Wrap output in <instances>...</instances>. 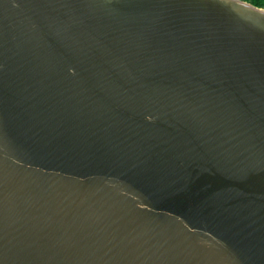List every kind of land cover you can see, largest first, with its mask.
<instances>
[{
	"label": "water",
	"instance_id": "1",
	"mask_svg": "<svg viewBox=\"0 0 264 264\" xmlns=\"http://www.w3.org/2000/svg\"><path fill=\"white\" fill-rule=\"evenodd\" d=\"M0 264H264V8L0 0Z\"/></svg>",
	"mask_w": 264,
	"mask_h": 264
},
{
	"label": "trees",
	"instance_id": "2",
	"mask_svg": "<svg viewBox=\"0 0 264 264\" xmlns=\"http://www.w3.org/2000/svg\"><path fill=\"white\" fill-rule=\"evenodd\" d=\"M244 1L250 2L258 7L264 8V0H244Z\"/></svg>",
	"mask_w": 264,
	"mask_h": 264
}]
</instances>
